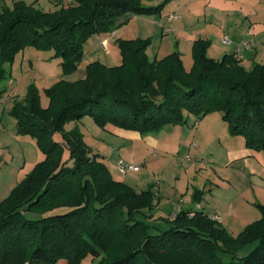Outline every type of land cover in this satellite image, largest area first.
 <instances>
[{
  "label": "trees",
  "instance_id": "1",
  "mask_svg": "<svg viewBox=\"0 0 264 264\" xmlns=\"http://www.w3.org/2000/svg\"><path fill=\"white\" fill-rule=\"evenodd\" d=\"M160 8L141 0H72L50 11L23 0L0 7V83L27 46L54 51L71 74L92 36L113 32L129 13ZM150 42L118 40V65L97 60L84 78L57 80L46 88V107L35 85L13 101L18 134L35 137L45 158L0 200V264H80L88 256L96 264H264V204L237 235L204 211L155 218L153 186L139 190L118 178L77 127L64 129L90 116L101 127L147 135L187 123L189 114L200 120L220 111L233 135L264 152V62L247 69L237 52L213 58L210 41L200 38L188 71L179 51L150 59ZM59 132L63 141L55 139Z\"/></svg>",
  "mask_w": 264,
  "mask_h": 264
},
{
  "label": "rangeland",
  "instance_id": "2",
  "mask_svg": "<svg viewBox=\"0 0 264 264\" xmlns=\"http://www.w3.org/2000/svg\"><path fill=\"white\" fill-rule=\"evenodd\" d=\"M141 1L144 6L161 5V8L149 13H129L131 18L129 17L123 25L116 29V35L110 41L111 56L116 58L119 63L122 61L117 43L120 39L150 38L151 42L147 49L150 59H161L174 51H179L184 66L190 64L188 69L185 66L186 70L190 71L193 66L192 49L187 51L178 48L174 34L164 32L160 22L161 17L169 10L170 0L167 2L166 0ZM165 28L168 30L169 26ZM258 44L259 50L264 47V41H258ZM94 46V36H92L85 43L84 56L79 67L71 74L64 73L62 59L53 57L54 51L40 50L33 46H27L17 52L13 61L6 64L7 77L0 83V95L7 92H13V94L16 92V95L7 103L2 101L3 97L0 100V199L8 196L14 186L32 171L36 163L42 161L41 156L43 155V158L45 156L35 137L18 134L17 120L11 114L13 101L15 99L23 100L29 87L35 85L40 91L42 105L48 106L49 98L46 88L51 87L61 78L70 81L79 79L81 72L78 69L86 70V66L92 62L91 51ZM259 53L257 62H264V53L262 54V51ZM208 54L213 55L212 50H208ZM254 62L249 58L242 61L247 69L252 68ZM207 115L206 118L196 120L194 115L189 114L187 123L176 124L179 125L176 131L171 130L174 127L171 124L159 131L143 135V138L137 141L125 140L124 135L118 133V129L123 128L113 124L101 127L90 116L84 117L81 121H69L65 124L64 129L69 131L77 127L84 134V140L89 148L102 157L106 156V160L103 159L107 165L118 178L123 179L126 183L139 181V187L135 185L138 188H141L140 186L142 188L153 186L156 190L161 188V194L165 200L163 204L165 208L167 207L166 214H168L174 210L176 204L185 205L182 203L184 198L195 200L207 208H215L231 198L229 186H223L218 175L227 176L234 173V165H228L229 151L240 145L247 147L246 139L243 135L231 133L220 111H214ZM222 123L227 126L223 127ZM181 127H185L189 132H184ZM146 136L147 142L144 138ZM55 139L63 141L62 132L56 133ZM251 150L259 152L262 155L260 157H263V151ZM145 154H148L147 160H143L145 165L138 172H130L126 176L117 174L116 159L123 157L128 160H141L139 156ZM38 158L41 159L38 160ZM240 163H236V165L242 166L241 169L238 168V172L247 173L253 183L260 181L261 175L254 171L251 172L250 167L246 166V162ZM262 177L264 182V175ZM253 206L261 213L256 203ZM247 225L248 223L243 225V229ZM254 246L252 244L246 247L240 252V256L248 254ZM97 262V259L94 260L88 256L80 264H96Z\"/></svg>",
  "mask_w": 264,
  "mask_h": 264
},
{
  "label": "crops",
  "instance_id": "3",
  "mask_svg": "<svg viewBox=\"0 0 264 264\" xmlns=\"http://www.w3.org/2000/svg\"><path fill=\"white\" fill-rule=\"evenodd\" d=\"M15 1L19 0H0V7L12 6ZM23 1L28 4H33L35 7L43 10L50 11L55 10L58 3H67L72 0ZM168 9V12L161 17L160 22L164 32L174 34L177 40L176 44L180 49L187 51L191 50L194 41L203 38L209 40L211 43L209 50H212L213 55L209 54V56L216 59H220L221 56L227 53H235L237 48H239L244 41H251L252 45L250 48L244 49L239 53L238 56L242 58V61L245 58H249L251 61L257 62L259 61V52L262 51V54L264 53V47H261L260 50L258 48L260 44H258V41H264V0H170ZM170 14H176L177 17L175 19H169ZM129 17L131 18V15H126L124 19H129ZM166 26H169L168 30L165 28ZM250 31L252 34H249ZM115 35L116 30L110 33L94 35L95 46L91 51L92 62L98 60L107 66H115L119 64L116 58L112 57L110 53V41ZM224 39H227L228 42L225 43ZM189 65L190 64H187V66L185 65L186 68ZM78 71L81 72L79 74V79L86 76V70L83 69L80 71L79 68ZM4 94L12 95V92L2 93L0 95V100ZM225 123H222L223 127L227 126V123ZM173 126L174 127H172L173 129L171 130L176 131L179 125ZM182 129L186 133L189 132L185 127ZM118 133L124 135L123 138L125 140L133 139L134 141H137L143 138V135L133 130L118 129ZM144 138L146 139L147 136ZM147 141L148 139H146V142ZM261 154L263 153L261 152ZM229 156L230 160L228 165H234V173L227 176L218 175L222 180L223 186H229L230 188L229 193L231 194H229V196L231 198L227 200L228 202L225 201L224 204L215 208H207L203 204L197 203L195 200L192 201L189 198L186 200L184 198L182 203L185 205L181 206L176 204L173 208L175 211L171 210V212L166 214L167 207L165 208L163 204L165 200L161 194L162 189L160 188L159 190H156L155 188L158 198L155 202L154 217L171 216L175 212L181 210L204 211L210 216L219 214L221 217L219 222L234 235L241 232L243 230V225L246 223L250 224L259 219L261 213L253 206V204H264V182L262 181V175H264V154L263 157H260L262 155H260L259 152H254L253 150L240 145L238 148L229 151ZM139 157H141V160H132L142 163V166L145 165V161L143 160H147L146 158L148 157V154ZM41 158L43 160L45 156L43 158L42 155ZM41 158H38V160ZM103 158L105 159L106 156H103ZM120 158L123 157L116 159L115 164ZM240 162H246L245 164L250 167L251 172L254 171V173L257 172L261 175V179H259L260 181L253 183L251 177L247 173L243 171L238 172V168L240 167L241 169L242 166L236 165V163L241 164ZM117 174L119 173L117 172ZM132 182L128 183L134 187H136L135 185H138L139 187V181L133 182L135 184ZM161 186L162 185L160 184V187ZM140 187L141 188H138L139 190L145 189L142 188V186ZM241 213H244L242 214L243 216ZM58 264H68V261L61 259Z\"/></svg>",
  "mask_w": 264,
  "mask_h": 264
},
{
  "label": "built area",
  "instance_id": "4",
  "mask_svg": "<svg viewBox=\"0 0 264 264\" xmlns=\"http://www.w3.org/2000/svg\"><path fill=\"white\" fill-rule=\"evenodd\" d=\"M176 17H177L176 14H170L169 15V19H175ZM249 34H252V32L250 31ZM224 42L226 43V42H228V40L224 39ZM251 45H252L251 41H244L241 44V46L239 48H237V50H236L237 54L239 55V53L242 50L250 48ZM15 95H16V92H14V94L12 92V95L11 94H6V95L4 94L2 101L4 103H7L9 100H12L15 97ZM0 115H1V108H0ZM116 165H117V171L121 175H127L130 172H136L142 167V163L134 161V160H126L124 158H120L117 161ZM175 214H176V212L173 214V216H175ZM212 218L216 221L221 220L219 214L213 215Z\"/></svg>",
  "mask_w": 264,
  "mask_h": 264
}]
</instances>
